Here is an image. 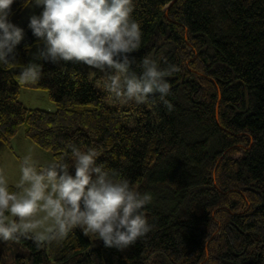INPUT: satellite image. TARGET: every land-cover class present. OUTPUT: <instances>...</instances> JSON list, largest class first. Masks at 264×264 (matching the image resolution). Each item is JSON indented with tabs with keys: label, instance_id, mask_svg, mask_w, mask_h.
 <instances>
[{
	"label": "trees",
	"instance_id": "obj_1",
	"mask_svg": "<svg viewBox=\"0 0 264 264\" xmlns=\"http://www.w3.org/2000/svg\"><path fill=\"white\" fill-rule=\"evenodd\" d=\"M25 7L14 0L9 19ZM132 16L142 30L132 70L145 55L178 68L166 77L172 111L159 94L110 105L82 61L40 58V81L19 83L12 69L42 43L28 21L0 64V153L21 126L54 160L70 158L69 144L96 148L98 164L151 193L150 231L122 250L79 227L58 243L22 237L0 264H264V0H134ZM21 88L46 90L56 110L26 107Z\"/></svg>",
	"mask_w": 264,
	"mask_h": 264
},
{
	"label": "clouds",
	"instance_id": "obj_2",
	"mask_svg": "<svg viewBox=\"0 0 264 264\" xmlns=\"http://www.w3.org/2000/svg\"><path fill=\"white\" fill-rule=\"evenodd\" d=\"M14 0H0V64H10L9 56L24 36L13 23ZM26 6L41 7L29 18L28 27L43 43L38 57L53 63L82 61L106 72L103 89L121 102L146 103L153 94L168 111L170 85L166 77L176 66L161 69L145 55L141 71L132 70L135 58L129 54L142 45L140 23L132 16L134 0H24ZM21 84L35 85L41 79V65L29 63L18 75ZM67 153L46 164L31 154L19 162V179L10 187L0 172V241L30 238L37 245L63 241L79 227L105 247L125 249L151 229L143 208L151 193L140 192L128 179L117 177L97 163L96 148L81 150L69 144ZM74 167V174L70 172Z\"/></svg>",
	"mask_w": 264,
	"mask_h": 264
},
{
	"label": "rangeland",
	"instance_id": "obj_3",
	"mask_svg": "<svg viewBox=\"0 0 264 264\" xmlns=\"http://www.w3.org/2000/svg\"><path fill=\"white\" fill-rule=\"evenodd\" d=\"M40 7L26 6L23 10L13 15L11 21L20 27L29 21L31 15L36 14ZM43 43L34 44L28 51L27 63L22 66H17L12 71L21 72L22 67L27 66L29 63L39 64L40 58L38 57V48L42 47ZM89 71V77L93 80V84L96 89L102 92L106 96V101L113 106L120 109H126L137 104L134 101L127 103H121L115 100L110 93L103 89V82L106 76H99L100 71L94 68H86ZM20 101L28 108H41L49 111H55L56 106L50 99L46 90H33L21 88L19 92ZM124 115L129 116V112L126 111ZM31 154L34 159L38 160L40 164H46L54 160L52 154L48 151L41 150L34 143L28 140L24 136V127L21 126L13 139L11 146L6 148L0 153V172L6 174L9 185L14 186V181L19 179V162L25 155ZM12 249L14 246L10 241H0V249L7 251L6 249Z\"/></svg>",
	"mask_w": 264,
	"mask_h": 264
}]
</instances>
